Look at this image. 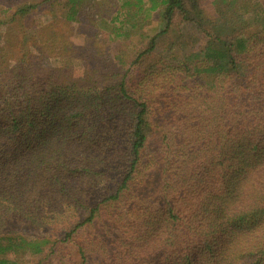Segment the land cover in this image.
Instances as JSON below:
<instances>
[{"label": "trees", "instance_id": "16d2710c", "mask_svg": "<svg viewBox=\"0 0 264 264\" xmlns=\"http://www.w3.org/2000/svg\"><path fill=\"white\" fill-rule=\"evenodd\" d=\"M62 2L142 47L0 68V264H264V0Z\"/></svg>", "mask_w": 264, "mask_h": 264}, {"label": "rangeland", "instance_id": "374dc122", "mask_svg": "<svg viewBox=\"0 0 264 264\" xmlns=\"http://www.w3.org/2000/svg\"><path fill=\"white\" fill-rule=\"evenodd\" d=\"M26 3L34 5L32 11L24 18L10 22L9 19L14 10ZM65 9L62 0H0V47H2L0 68L3 71L13 69L14 67H9V65L13 63L17 55L26 52L28 60L32 62L38 60L40 64L43 60L40 64L44 65L41 67L43 71L53 69L58 72L57 70L65 66L68 67L64 73L67 76L80 75L84 70L82 57L85 59L92 57L87 62L93 63L99 60L100 56L103 58L105 51L102 50L105 49L112 56L119 55L125 61L138 48L142 47L135 39L109 40L103 33L95 36L101 24L95 22L96 18L91 14H79L77 20L65 21L61 16V11ZM7 20L9 22H2ZM150 21L147 31L153 33L161 25V22L159 20ZM150 27H152V31ZM21 37L25 40V43L22 42L23 47L20 45L21 42H18ZM171 39V33L164 35L156 48V53L167 57L174 53H166L165 45ZM64 46L67 48L62 49ZM60 47L61 54H71L65 57L58 55ZM6 58L12 59L8 61ZM113 71L116 72L115 69Z\"/></svg>", "mask_w": 264, "mask_h": 264}]
</instances>
